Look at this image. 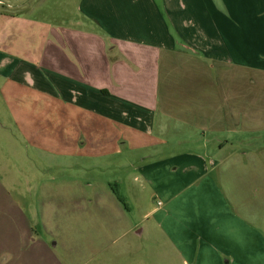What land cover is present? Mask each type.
<instances>
[{
    "label": "crops",
    "instance_id": "1",
    "mask_svg": "<svg viewBox=\"0 0 264 264\" xmlns=\"http://www.w3.org/2000/svg\"><path fill=\"white\" fill-rule=\"evenodd\" d=\"M30 1L0 0V151L119 155L181 264H264V0ZM53 248L0 227V264Z\"/></svg>",
    "mask_w": 264,
    "mask_h": 264
},
{
    "label": "rangeland",
    "instance_id": "2",
    "mask_svg": "<svg viewBox=\"0 0 264 264\" xmlns=\"http://www.w3.org/2000/svg\"><path fill=\"white\" fill-rule=\"evenodd\" d=\"M48 1L53 9L63 5ZM76 1L64 5L70 16L77 14ZM17 2L9 0L5 9L13 12ZM259 105L264 110V102ZM8 152L0 151V227L13 228L21 241L47 240L65 264H140L146 257L148 264H181L170 244L158 246L156 235H149L157 226L147 212L160 204L142 180H134L137 165L124 168L125 158L111 154L74 163L30 154V160L13 159ZM146 225L145 235L136 236ZM84 240L96 241L83 246ZM80 250L84 259L77 262Z\"/></svg>",
    "mask_w": 264,
    "mask_h": 264
}]
</instances>
